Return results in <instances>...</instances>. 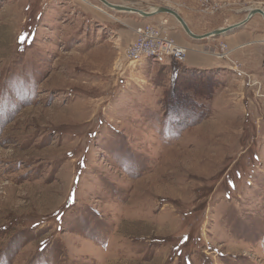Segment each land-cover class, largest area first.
<instances>
[{"label": "rangeland", "instance_id": "374dc122", "mask_svg": "<svg viewBox=\"0 0 264 264\" xmlns=\"http://www.w3.org/2000/svg\"><path fill=\"white\" fill-rule=\"evenodd\" d=\"M109 1L170 7L198 34L264 9ZM142 18L101 0H0V264H264V56L233 52L234 29L193 39L158 13L145 19L221 61L132 64ZM249 22L263 55L264 17L235 29Z\"/></svg>", "mask_w": 264, "mask_h": 264}, {"label": "built area", "instance_id": "2783aa9c", "mask_svg": "<svg viewBox=\"0 0 264 264\" xmlns=\"http://www.w3.org/2000/svg\"><path fill=\"white\" fill-rule=\"evenodd\" d=\"M136 38L127 48V56L132 64L153 59L154 63L169 60L183 62L187 58L188 48L178 43L160 26L142 23L135 28Z\"/></svg>", "mask_w": 264, "mask_h": 264}, {"label": "crops", "instance_id": "0c3cea01", "mask_svg": "<svg viewBox=\"0 0 264 264\" xmlns=\"http://www.w3.org/2000/svg\"><path fill=\"white\" fill-rule=\"evenodd\" d=\"M142 23H149V22L145 18L144 19L142 18L139 20L138 24H142ZM157 25L161 26L164 29V27H163L164 24L162 22H160V23L157 22ZM176 30H178V29H176ZM257 34L258 33H256L255 23L249 22L248 27L234 29L228 35H226L225 38L221 39V41L222 40L228 41L229 46L233 52H235L237 54L238 53L239 54L245 53L244 55H246L249 59L252 58L251 61L254 60V62L256 64L258 62L256 60L262 59V57L264 56V54L263 55L259 54V55H256V57H254L252 55L254 53V51H252V50H254V48L253 49L249 48L255 42V41L252 42L250 40L257 37ZM177 39L181 44L190 46L189 49L191 50V52L188 54L186 62H185L186 66L188 68H190V69L200 68V67H198L199 64H201L202 66H213L211 63H213L215 61H217V62L221 61L215 57L211 58L209 56L205 57L203 55L198 56L196 53H195L196 55L193 54L194 53L192 50L193 42L189 41L188 38H186V36L184 34H182L181 32L177 35ZM260 53H263V52L260 51ZM258 66H260L264 69V59L261 61V63ZM249 67L251 69L253 67V65H251ZM248 71L250 72V70H248Z\"/></svg>", "mask_w": 264, "mask_h": 264}, {"label": "water", "instance_id": "95a60500", "mask_svg": "<svg viewBox=\"0 0 264 264\" xmlns=\"http://www.w3.org/2000/svg\"><path fill=\"white\" fill-rule=\"evenodd\" d=\"M101 1L105 5L110 7V8L117 9V10H122V11H128V12H132V13H138L144 18L152 17V16H154V15H156L158 13L171 14V15L176 17V19L180 22V24L182 25L184 30L187 32V34H189V36L194 38V39H205V38L217 37V36H220L222 34H226L228 31H231V30H233V29H235V28H237L239 26H242V25L246 24L252 18V16H254L256 14H261L264 17V9H262V8H254V9L250 10V12L247 15V17L241 22L229 25L227 27L218 28L216 30H213L211 32H207V33H204V34H198V33H195L190 28L189 24L186 22L184 17L178 11H176V10L170 8V7L155 6V7H153L152 10L148 11V10H145V9L135 8V7L127 6V5L116 4V3H113V2H111L109 0H101Z\"/></svg>", "mask_w": 264, "mask_h": 264}, {"label": "trees", "instance_id": "16d2710c", "mask_svg": "<svg viewBox=\"0 0 264 264\" xmlns=\"http://www.w3.org/2000/svg\"><path fill=\"white\" fill-rule=\"evenodd\" d=\"M187 68V67H186ZM193 70H190L189 73L188 72V76H190L192 79H194V81H196L200 76H201V73H192ZM214 85V84H213Z\"/></svg>", "mask_w": 264, "mask_h": 264}, {"label": "snow or ice", "instance_id": "6c2138e0", "mask_svg": "<svg viewBox=\"0 0 264 264\" xmlns=\"http://www.w3.org/2000/svg\"><path fill=\"white\" fill-rule=\"evenodd\" d=\"M21 41L22 42H26L27 41V38L25 36H21ZM70 199H73L74 200V196L70 197Z\"/></svg>", "mask_w": 264, "mask_h": 264}]
</instances>
